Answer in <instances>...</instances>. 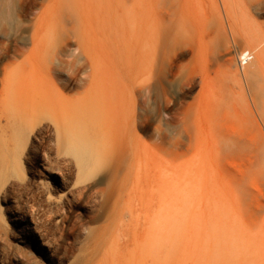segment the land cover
Listing matches in <instances>:
<instances>
[{"label":"rangeland","instance_id":"374dc122","mask_svg":"<svg viewBox=\"0 0 264 264\" xmlns=\"http://www.w3.org/2000/svg\"><path fill=\"white\" fill-rule=\"evenodd\" d=\"M0 264H264V0H0Z\"/></svg>","mask_w":264,"mask_h":264},{"label":"bare ground","instance_id":"6f19581e","mask_svg":"<svg viewBox=\"0 0 264 264\" xmlns=\"http://www.w3.org/2000/svg\"><path fill=\"white\" fill-rule=\"evenodd\" d=\"M243 54H245V53H243ZM248 54H249V52H247V55L246 56H248ZM250 57V56H249ZM246 58V57H245ZM252 58V57H251ZM249 59V58H248ZM247 59V62L249 61ZM246 63V62H245ZM28 94V93H27ZM28 99V98H27ZM29 99H31V97H29ZM29 101V100H28ZM16 115L15 116H12V118H13V120H14V122H17V120H16ZM13 122V123H14ZM19 123V122H18ZM17 123V124H18ZM16 126V125H15ZM26 126H28V124H21V126H19L20 128H21V131H22V129L24 130V129H26ZM17 127V126H16ZM18 131H19V129H18ZM21 131H19V132H21ZM26 131V130H25ZM18 132V133H19ZM28 133V132H27ZM14 134V133H13ZM19 135H20V133H19ZM84 149V148H83ZM83 149L82 150H80L79 148H76V147H74V146H72V148L70 149L71 150V152L72 153H74L75 154V157H76V161H77V164H78V179L79 180H84V179H86L87 177H89L90 175H91V173L88 171V166H89V155H87V154H85L84 152H83ZM83 152V153H82ZM12 173L14 174V175H16L17 173H18V171H16V169L14 168L13 170H12ZM12 174V175H13Z\"/></svg>","mask_w":264,"mask_h":264},{"label":"built area","instance_id":"2783aa9c","mask_svg":"<svg viewBox=\"0 0 264 264\" xmlns=\"http://www.w3.org/2000/svg\"><path fill=\"white\" fill-rule=\"evenodd\" d=\"M247 55V54H246ZM249 55V54H248Z\"/></svg>","mask_w":264,"mask_h":264}]
</instances>
